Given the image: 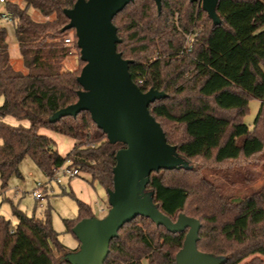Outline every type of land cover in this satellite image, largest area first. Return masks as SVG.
Returning a JSON list of instances; mask_svg holds the SVG:
<instances>
[{"label":"trees","instance_id":"1","mask_svg":"<svg viewBox=\"0 0 264 264\" xmlns=\"http://www.w3.org/2000/svg\"><path fill=\"white\" fill-rule=\"evenodd\" d=\"M23 1L46 19L35 22L27 8L12 2L2 5L4 15L12 22L25 72L13 68L7 31L1 27L0 96L4 102L0 119L13 117L29 125L10 126L0 120V188L4 190L10 178L19 175L21 162L29 157L44 176L70 162L73 169L85 173L91 183L97 182L106 191L112 188L115 154L124 145L109 144L87 112L55 123L49 121L53 113L74 104L81 89L76 78L84 63L77 57L78 69L70 71L63 66L73 50L79 54L76 38L73 36L72 46L67 47L63 40L69 31L61 32L69 22L63 10L71 9L76 0ZM177 1L180 3L161 0L157 13L153 0H134L113 18L121 39L116 51L131 61L132 82L142 92L155 89L166 95L148 110L163 129L167 144L175 146L178 156L187 161L186 167L151 173L145 190L153 206L171 221L184 214L200 222V252L213 255L221 264H238L252 254L264 256V183L242 189L226 177L225 182L217 184L202 171H223L257 162L258 156L264 155V30L260 31L264 0H219V25H213L199 2ZM199 25L201 30L190 52L181 54L183 32H193ZM138 78L143 84L137 82ZM252 99L260 102L252 127L237 137L233 157L217 158L235 127L244 125ZM190 113L224 124L223 130L207 126L209 131L221 130L209 155L182 152L194 141L188 128L191 120L186 119ZM43 128L74 140L75 147L65 156L59 155L54 141L39 134ZM249 141L260 147L245 155ZM10 205L16 224L11 228L10 221L0 215V264H69L64 257L69 252L57 241L51 226L50 208L39 219ZM76 207L77 219L64 220L71 234L78 221L93 217L81 200H76ZM185 233L171 234L147 218L136 217L111 239L104 264H176ZM247 264H264V260L253 258Z\"/></svg>","mask_w":264,"mask_h":264},{"label":"water","instance_id":"2","mask_svg":"<svg viewBox=\"0 0 264 264\" xmlns=\"http://www.w3.org/2000/svg\"><path fill=\"white\" fill-rule=\"evenodd\" d=\"M133 1L76 0L71 9L63 10L69 22L61 32L73 30L84 63L76 78L81 89L77 101L53 113L49 121L55 123L87 112L109 144L124 145L114 157L112 188L105 191L108 213L101 219L93 216L78 221L71 230L79 242L78 250L64 257L69 264H104L111 239L125 223L142 216L171 234L186 232L175 256L176 264H221V260L197 249L200 222L184 214L171 221L153 206L145 190L151 173L186 167L187 161L178 156L175 146L167 144L163 129L148 110L166 95L155 89L142 92L130 78L131 61L116 51L121 39L113 18ZM188 1L199 2L213 25L220 24L216 13L219 0ZM153 2L160 13L161 0Z\"/></svg>","mask_w":264,"mask_h":264},{"label":"rangeland","instance_id":"3","mask_svg":"<svg viewBox=\"0 0 264 264\" xmlns=\"http://www.w3.org/2000/svg\"><path fill=\"white\" fill-rule=\"evenodd\" d=\"M173 1L177 4L180 3L177 0ZM8 2L15 3L22 9L27 8L28 15L35 22L41 23V21L46 19L33 7L26 6V3L23 0H8ZM3 12V6L0 5V15L1 13L4 14ZM176 17L177 15L175 14L174 18ZM52 18L53 17H50L49 19ZM201 25H199L198 28H195L193 32H183L184 46L189 43L192 44L195 35L199 34V31L201 30ZM0 27L5 28L7 31L8 53H10L13 68L19 70L17 67V61L20 60V66L23 69L22 58L20 53H18V45L14 37L12 22L5 20L2 16H0ZM177 29L179 30L178 27ZM262 30H264V25L261 27L260 31ZM179 32L181 31L179 30ZM68 36H74L73 30L69 31ZM73 52L74 53L72 55H69L63 61L64 68L70 71H74L79 68L77 57H80V53L78 54L74 50ZM259 105L260 102L258 100L252 99L249 101V111L243 120V124L247 129L245 128L243 132L238 133H235L234 129L227 146L220 151L217 158L234 156V148H236L239 143V139H237V137L245 135L247 130L252 127L251 125L258 112ZM202 116L206 117V115L196 113H190L187 115V121L191 120L188 122V128L194 136V141L182 148V152L184 154L197 152L209 155L210 149L217 144V138L221 133L220 131L223 129L220 128L221 130L217 129V131H209L208 129L206 130L205 128L198 126L196 121L193 120L202 118ZM52 134L55 136L54 138L59 154L66 155L71 151L73 148L72 140L61 134ZM258 147H260V144L255 141H249L244 149L245 155ZM258 157L259 160L257 162H249L243 165L239 164L230 169L223 170L226 171L227 174L223 171L217 170V168H207L204 169L202 173L217 184L225 182L224 179L226 177L230 178L232 181H236V186H240L242 189L250 187L257 188L264 183V155H259ZM61 178V186L51 183L52 190L48 192H46V189L43 190L44 200L41 202L36 201L31 195V192L34 190L37 183L45 184L48 182V179H46V176L41 173L29 157L25 158L19 166V175H14L10 178L11 180L5 190H1L0 188V214L4 215L10 221V227L14 228L16 219L12 215L11 203L16 205L19 210L26 213L27 216L30 217L34 215L39 219H43L46 208L49 207L51 210V226L57 234V241H59V243L63 245L68 252H75L78 250L79 242L76 241L72 234L67 231L64 220L77 219L78 209L76 207V200L79 199L81 201L88 202L92 209L93 216L99 219L106 216L109 208L107 198L106 202L103 201L102 204V200L106 197L102 187L97 182L91 183L88 181L85 173L80 172L78 176L72 179L66 177ZM244 180H248L246 184L243 183ZM226 190H228V187H226ZM229 192L230 190H228V193ZM100 208L104 209V211L101 212ZM253 258L264 260V256L260 254H252L238 264H247L252 261Z\"/></svg>","mask_w":264,"mask_h":264},{"label":"built area","instance_id":"4","mask_svg":"<svg viewBox=\"0 0 264 264\" xmlns=\"http://www.w3.org/2000/svg\"><path fill=\"white\" fill-rule=\"evenodd\" d=\"M6 2H8V0H0V5H3ZM2 17L5 20H8L6 15L3 14ZM63 42H64L65 46L71 47L73 44V38L69 37V36L65 37ZM190 48H191V43L186 44L185 46H183V50L181 51V54L190 52V50H191ZM137 82L139 84H143L144 81L142 78H138ZM70 165H71L70 162H66L58 168H53L52 174L50 176H46V179H48L47 183H55L56 185L61 186V183H62L61 177H66V178L72 179V178H75L76 176H78L80 174V171H78L77 169H73ZM47 183H45V184L37 183L36 187L31 192V195L33 196V198L36 201L41 202L44 200L43 190H45Z\"/></svg>","mask_w":264,"mask_h":264},{"label":"crops","instance_id":"5","mask_svg":"<svg viewBox=\"0 0 264 264\" xmlns=\"http://www.w3.org/2000/svg\"><path fill=\"white\" fill-rule=\"evenodd\" d=\"M3 14L1 13V15L0 16H2ZM1 28V27H0ZM9 55H10V53H9ZM10 61L12 62V59H11V57H10ZM17 67L19 68V71H21V72H25V70H23L22 68H21V66H20V60H18L17 61ZM3 99H2V97L0 96V106L3 104ZM0 120H2L4 123H6V124H8V125H10V126H17V125H21V126H23V127H28V125H29V122H27V121H17L15 118H13V117H5V118H3V119H0ZM193 121H196V123L198 124V126H200V127H203V128H205L206 130L208 129V127L207 126H219V127H221V128H223V126H224V124L223 123H221V122H213V120H211L209 117H203L202 116V118H197V119H194ZM245 129L246 128V126H236L235 127V133H238V132H241V130L240 129ZM39 131V134L40 135H45V136H47V137H49V138H51L53 141H54V143H55V145H56V141H55V136L52 134V133H54V132H52V131H49V130H47V129H45V128H43V129H39L38 130ZM70 139V138H69ZM70 140H72V139H70ZM72 142H73V144H72V146H73V148L75 147L74 146V144H75V142H74V140H72ZM72 148V149H73ZM71 149V150H72ZM59 155H61V156H65V155H62V154H59ZM87 179H88V181H90V177H88L87 176ZM45 189H46V192H48V191H50V190H52V186H51V183H47L46 184V187H45ZM5 190V189H4ZM102 190L104 191V193H105V190L102 188ZM105 195H106V197H105V199L104 200H102V204H103V201H105L106 202V198H107V194L105 193ZM82 202H84V201H82ZM85 204H87L88 206H89V208L91 209V207H90V205H89V203L88 202H84ZM104 206H105V204H104ZM101 209V212H103L104 211V209H102V208H100ZM91 211H92V209H91ZM1 215V214H0ZM4 216V215H3ZM5 217V216H4ZM6 218V217H5ZM7 219V218H6Z\"/></svg>","mask_w":264,"mask_h":264}]
</instances>
